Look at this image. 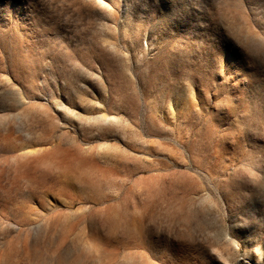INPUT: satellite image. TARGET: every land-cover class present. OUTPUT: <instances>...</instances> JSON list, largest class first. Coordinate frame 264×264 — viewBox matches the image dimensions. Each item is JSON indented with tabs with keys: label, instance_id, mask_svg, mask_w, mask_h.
Returning <instances> with one entry per match:
<instances>
[{
	"label": "rangeland",
	"instance_id": "374dc122",
	"mask_svg": "<svg viewBox=\"0 0 264 264\" xmlns=\"http://www.w3.org/2000/svg\"><path fill=\"white\" fill-rule=\"evenodd\" d=\"M0 264H264V0H0Z\"/></svg>",
	"mask_w": 264,
	"mask_h": 264
}]
</instances>
